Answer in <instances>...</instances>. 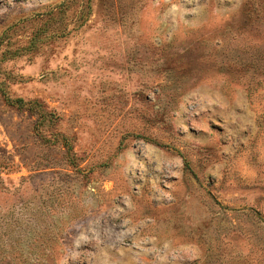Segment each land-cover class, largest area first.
I'll list each match as a JSON object with an SVG mask.
<instances>
[{
    "label": "rangeland",
    "instance_id": "1",
    "mask_svg": "<svg viewBox=\"0 0 264 264\" xmlns=\"http://www.w3.org/2000/svg\"><path fill=\"white\" fill-rule=\"evenodd\" d=\"M10 230L0 264H264V0H0Z\"/></svg>",
    "mask_w": 264,
    "mask_h": 264
},
{
    "label": "trees",
    "instance_id": "2",
    "mask_svg": "<svg viewBox=\"0 0 264 264\" xmlns=\"http://www.w3.org/2000/svg\"><path fill=\"white\" fill-rule=\"evenodd\" d=\"M5 103L9 105L10 107H16L17 109L24 111V112H29L30 115L36 117L37 124L43 122V120L46 117V112L42 109L41 103H39L36 100L33 101H24L21 98H15L11 99L9 97L4 98ZM67 153V152H66ZM10 233H3L0 235V241L2 244H0V260H2L6 255L9 253H15L19 255V257L24 255L25 248L28 246L23 245L26 240L24 238V235L28 234H14L13 230H10ZM4 235H6V238L3 239ZM52 237L51 235H49ZM12 239H15L12 241ZM9 241L7 244L5 243L6 241ZM5 245L9 246V249H5ZM32 249V248H31ZM29 250L28 253L33 254L34 250ZM12 264H28V261L26 259H21L18 261H14L12 259Z\"/></svg>",
    "mask_w": 264,
    "mask_h": 264
}]
</instances>
